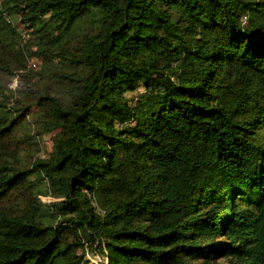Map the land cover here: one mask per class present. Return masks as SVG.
<instances>
[{
	"label": "trees",
	"instance_id": "trees-1",
	"mask_svg": "<svg viewBox=\"0 0 264 264\" xmlns=\"http://www.w3.org/2000/svg\"><path fill=\"white\" fill-rule=\"evenodd\" d=\"M24 31L57 92L0 102V143L59 131L0 161V264H264V0H1L0 45Z\"/></svg>",
	"mask_w": 264,
	"mask_h": 264
},
{
	"label": "rangeland",
	"instance_id": "rangeland-1",
	"mask_svg": "<svg viewBox=\"0 0 264 264\" xmlns=\"http://www.w3.org/2000/svg\"><path fill=\"white\" fill-rule=\"evenodd\" d=\"M21 13H13L12 19L16 26L22 27L25 22L21 17ZM24 28V27H23ZM22 37L17 39V44L12 45L11 48L0 45V56H3L10 64L13 75L9 74L8 77L0 72V102L9 100L11 107H22L24 102L35 101L31 99L29 88L34 87L39 90L48 89L53 93L57 92V84L51 79H43V66L45 61L41 56L35 55L37 47L33 36L30 38L28 33L24 31ZM55 59L53 63H56ZM52 63V64H53ZM8 78L12 80L8 83ZM45 81H48L47 83ZM16 83V84H15ZM8 84V88H7ZM18 87V88H16ZM16 88V89H14ZM52 88V89H51ZM145 91L144 86H141L137 91L129 92L128 98L133 102L136 97ZM52 93V94H53ZM27 103V104H28ZM38 106L35 105L32 111H37ZM59 130L46 132L44 125L37 121V118L28 114L25 123L16 128L15 136L7 138L4 144L0 143V161L8 160L19 165L30 167L37 158H49L54 146V137ZM28 136L31 138L27 139ZM35 177L33 176L32 179ZM40 190L38 194V201L41 205H50L62 198L55 197L48 188L46 182H40ZM42 208V207H41ZM218 240L226 241L225 238ZM87 248L86 258L91 260V263H103L108 261V257H103L96 252L92 253ZM81 251V250H80ZM189 264H235L234 259L231 257L219 256L215 259H208L207 257H199L191 259L187 257Z\"/></svg>",
	"mask_w": 264,
	"mask_h": 264
},
{
	"label": "built area",
	"instance_id": "built-area-1",
	"mask_svg": "<svg viewBox=\"0 0 264 264\" xmlns=\"http://www.w3.org/2000/svg\"><path fill=\"white\" fill-rule=\"evenodd\" d=\"M1 1V0H0ZM16 84V83H15ZM107 258V257H106ZM108 263V261H103V263L102 264H107ZM97 264H101V263H97Z\"/></svg>",
	"mask_w": 264,
	"mask_h": 264
}]
</instances>
